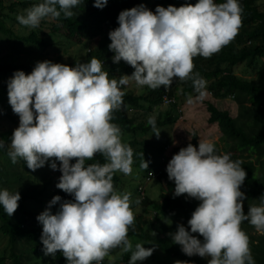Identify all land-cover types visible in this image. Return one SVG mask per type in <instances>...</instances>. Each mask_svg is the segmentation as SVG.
I'll return each mask as SVG.
<instances>
[{"label":"clouds","instance_id":"clouds-1","mask_svg":"<svg viewBox=\"0 0 264 264\" xmlns=\"http://www.w3.org/2000/svg\"><path fill=\"white\" fill-rule=\"evenodd\" d=\"M80 3L37 0L18 13L16 20L35 28L46 17L55 19L61 13L71 17ZM106 3L93 0L95 7L102 8ZM241 11L239 0H196L195 4L179 7L157 5L154 11L140 4L121 10L118 26L108 32L112 61L123 60L132 66L130 75L124 74L118 81L109 79L101 62L92 57L74 66L45 59L37 61L29 73L18 69L8 78V104L18 115V126L7 145L8 157L12 163L22 158L32 170L46 161L55 170L59 161L61 174L56 187L72 196L62 200L54 195L36 216L42 226L40 240L45 256H54L59 250L66 264H100L110 249L122 247L130 251L127 264H135L152 253L155 244L145 247L137 242L133 246L129 241L128 230L134 219L129 193L117 191L112 184L113 173L129 174L132 162V150L122 143L120 129L112 122L113 111L122 104L119 85L133 81L137 86H163L164 94L168 88L174 98L173 105L177 101L171 95L175 77L190 80L195 99L203 98L205 81L192 71L193 57L207 58L226 45L238 29ZM227 97L234 99L233 95ZM184 99L193 103V95ZM183 102L176 105V121L184 119ZM147 124L158 136L155 118L149 116ZM197 142L181 147L166 164L168 179L174 182L173 195L186 194L199 201L187 220L190 227L186 230L183 224H177L169 234L171 240L188 256L209 257L207 264H255L240 224L247 221L258 233H264V193L257 198L258 203L248 205L245 213L240 185L246 173L241 161L218 153L211 141L198 140V134ZM170 144L171 137L167 146ZM96 153L103 154L106 162L85 166V160ZM73 158L75 162L70 163ZM140 167L147 168V161L143 159ZM19 199L17 190L0 188V207L8 216ZM57 203L53 212L52 205Z\"/></svg>","mask_w":264,"mask_h":264},{"label":"trees","instance_id":"trees-1","mask_svg":"<svg viewBox=\"0 0 264 264\" xmlns=\"http://www.w3.org/2000/svg\"><path fill=\"white\" fill-rule=\"evenodd\" d=\"M36 2L37 0H0V45L4 43L12 52L0 57V118L9 125L4 129L1 127L5 123L0 124V141L4 143V147L0 148V162L4 161L0 163V188L20 193L18 206L11 216L0 207V244H4L0 250V264H66V258L59 250L54 256L43 254L40 240L42 226L36 216L54 195H59L62 200L72 199L71 194L56 187L61 174L59 161L56 162L55 170L49 167V161L32 170L22 158H17L12 163L8 157L7 145L13 130L18 126V115L13 113L8 104V78L18 69L29 73L37 61L45 59L74 66L77 62H86L95 57L101 62L102 70L108 73V78L118 81L122 75H130L134 70L123 60L114 63V53L108 49V32L118 26L119 12L140 4L154 11L157 5L167 7L171 4L179 7L182 4H194L196 0H182L180 5L177 0H107L102 8L93 6V0H81L73 8L71 17H64L61 13L55 19H42L35 28L20 25L16 20L17 14L23 13L25 8ZM239 2L241 19L232 38L233 42L223 45L207 58L199 55L193 57L192 71L204 79L205 85L216 97L233 95L238 104V114L232 116L229 110L209 103L208 122L218 124L222 138L227 142L226 153L233 160L239 159L245 170L240 190L244 193L242 210L246 213L248 205L258 203L257 198L264 193V69L254 79L241 77L234 69L237 66L254 68L259 62L264 63V7L259 0ZM71 42L80 45L81 49L73 57L70 56L69 61L63 56L50 57L55 55L56 50L68 53ZM34 47L40 48L41 53L31 54ZM171 85V95L176 96L177 101L166 107L162 100L165 92L163 86L149 88L146 85L137 86L133 81H129L127 85H119L123 92L122 104L113 111L112 122L120 129L122 143L132 150L131 165L139 167L143 176L150 171L160 172L158 179H164L166 188L161 191L158 200L153 201L146 195L144 198H137L155 213L170 218L169 222H165L159 217V225L151 230L144 228L149 220L146 222L141 215H133L128 235L133 239V246L137 242L145 247L155 244L152 253L156 250L163 252L170 259L165 264H174L175 261L207 264L208 259L205 257L183 253L180 245L173 243L169 235L176 230L177 224H183L186 230L190 227L187 220L199 203L186 194L174 196V182L168 179L165 170L170 159L165 158V148L170 142L172 125L179 115L176 105L188 95H196L190 80L181 81L174 77ZM149 116L155 118L158 136L153 133L152 126L147 124ZM188 143L197 145L196 131H193L192 138L182 144V147ZM214 146L218 153H222L218 146ZM143 159L147 161V168L140 167ZM74 162L75 158L70 161ZM104 162L106 159L103 154L96 153L84 163L86 166ZM120 183L121 176L116 171L112 176L113 187L117 189ZM58 203L52 205L53 212ZM240 227L248 237V246L255 264H264V233L252 235L250 231L253 226L247 221H241ZM192 235L202 239L197 233ZM129 255L130 251H123L113 262L105 255L101 264H127Z\"/></svg>","mask_w":264,"mask_h":264},{"label":"rangeland","instance_id":"rangeland-1","mask_svg":"<svg viewBox=\"0 0 264 264\" xmlns=\"http://www.w3.org/2000/svg\"><path fill=\"white\" fill-rule=\"evenodd\" d=\"M181 2L182 0H177L178 5H180ZM259 2L264 7V0H259ZM18 30H20V28H18ZM230 41L233 42V39H231ZM79 47L81 46L76 44L75 42H71V44H69L68 53L64 54L62 50H56L55 55L49 56L52 58H55L56 56H63L67 61H69L70 56L73 57L75 55V52L81 49ZM7 53L11 54L12 52L9 47L5 46V44L3 43L2 45H0V57L4 56ZM38 53H41L40 48L38 47H34L31 51V54L33 55H36ZM54 62H56V60ZM263 69L264 63L259 62L254 68H244L243 66H238L236 67V69H234V72L241 77L247 79H254L257 77L258 73ZM204 93L205 94L201 99H195L196 95H193L192 104L186 103V99H184L185 101L181 100V102L184 101L183 104H180L182 109L184 108V119H179L172 126V129L170 131L171 144L167 146V149L164 153L165 158L169 159L174 153L179 151V149L182 147V144L186 143L192 138L193 131H196V133L198 134V140L207 139L211 141L214 145L218 146L222 153L227 152V142L223 140L222 132L219 127H217V125L215 124H210L208 122V111L206 109L209 103H213L220 109L229 110L232 116H237L238 104L234 101L233 98L230 97L218 98L212 96L210 94L211 91L207 88L206 85L204 88ZM0 121V124H4V121L6 120L0 118ZM8 127L9 125L5 123L4 125H2L1 128L5 129ZM3 162L4 161H1L0 163L2 164ZM119 174L121 176V183L119 184L116 190L119 192L129 193V205L133 215L136 217L138 215H141L146 222L149 220V222L144 224L145 229L155 230V227H157L160 223L159 217H161L162 221H170V218L168 216L163 217L159 213H155V211L151 207H147L143 202L141 203L137 198L138 196L140 197V194L137 191V187L139 185H143L145 187V195L153 201L158 200L160 198L159 196L161 194V191L166 190L165 183L162 180L159 181L156 178H151L149 181H147L145 179V176H143V171H141L139 167H135L132 165L129 174L125 175L121 172H119ZM153 223L155 224V226ZM250 233L254 236H256L257 234H261L258 233L254 229V227L250 231ZM128 239L131 243L133 242V239L130 237V235H128ZM3 247L4 244H0V250H2ZM123 251L124 250L122 247L110 249L106 254V257H108L113 262L121 255ZM205 258L209 259V257ZM167 261H170V259H168V257H166V255L160 250H156L144 260L137 261L135 262V264H165Z\"/></svg>","mask_w":264,"mask_h":264},{"label":"built area","instance_id":"built-area-1","mask_svg":"<svg viewBox=\"0 0 264 264\" xmlns=\"http://www.w3.org/2000/svg\"><path fill=\"white\" fill-rule=\"evenodd\" d=\"M195 4V3H194ZM168 88H166V93L163 95V103L164 104H171L174 102V98L171 97L169 94H168ZM159 175L158 172H155V171H150L148 172L147 176H146V180L149 181L151 178L153 177H157ZM138 193L140 194V197L141 198H144L145 197V187L143 185H139L138 186ZM103 260V259H102ZM102 260L100 261V264L102 262Z\"/></svg>","mask_w":264,"mask_h":264}]
</instances>
